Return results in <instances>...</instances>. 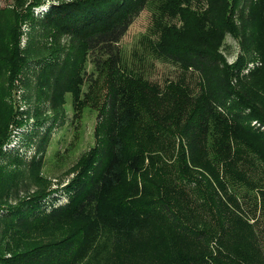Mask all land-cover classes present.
<instances>
[{
  "label": "trees",
  "instance_id": "1",
  "mask_svg": "<svg viewBox=\"0 0 264 264\" xmlns=\"http://www.w3.org/2000/svg\"><path fill=\"white\" fill-rule=\"evenodd\" d=\"M15 2L14 24L36 20L52 41L70 40L62 63L65 71L61 69L56 79L59 97L70 92L82 104L83 85L96 84L95 76L103 74L107 90L97 116L96 144L77 177L66 185L68 202L47 210L41 201L50 191L42 190L19 207L8 205L3 216H14L11 228L20 232L47 229L49 224L58 229L54 238L22 251L0 249V264H78L103 231L113 244L120 241L128 248L129 238L123 240L126 230L151 226L168 233L171 245L164 258L172 264H234L230 252L212 247L215 232L194 226L184 213L185 209L211 212L219 231L227 229L225 213L236 214L234 209L239 208L233 194L237 185L257 192L264 210V131L260 129L264 127V71L254 83L239 81L242 78L210 37L219 29L224 35L226 22L207 27L203 15L192 10L194 2L201 5L204 0L160 3L154 15L160 41L154 44V52L197 77L194 89L185 86L184 77L163 88L128 72L119 46L148 0H64L39 19L32 16L31 3L25 9L24 1ZM255 2L252 13L262 38L264 0ZM178 15L181 27L168 22ZM4 48L0 56L17 54L18 48ZM89 59L94 70L87 76ZM155 106L164 107L161 116ZM253 121L260 125H252ZM252 169L257 170L255 177ZM126 172L135 177L129 189L123 188ZM115 233H121V238ZM143 251V246L137 247L126 256V263L149 260Z\"/></svg>",
  "mask_w": 264,
  "mask_h": 264
},
{
  "label": "rangeland",
  "instance_id": "2",
  "mask_svg": "<svg viewBox=\"0 0 264 264\" xmlns=\"http://www.w3.org/2000/svg\"><path fill=\"white\" fill-rule=\"evenodd\" d=\"M21 1L25 2V9L31 3L30 12L39 19L52 5L64 0ZM34 1L39 3L34 5ZM162 1L148 0L120 41L124 65L128 72L154 86L164 88L184 77L185 86L194 89L196 75L184 73L174 61L154 52V44L160 41L154 15ZM256 3L255 0H204L201 5L194 2L192 6L194 12L203 15L207 27L215 21L216 27L219 21L226 22L228 28L224 35L219 29V34L211 33L210 37L216 40L226 63L242 78L239 81L250 83H254L257 75L264 71V60L261 59L264 58V37H260L258 19L252 13ZM15 4V0H0V10H3L0 14V50L6 46L18 48L17 54L0 56V204L3 206H0V249L4 253L22 251L54 238L58 229L49 227V224L47 229L36 227L20 232L11 228L10 220L14 222V216L10 219L3 216L8 214V205L19 207L42 190L50 191L41 201L47 210L68 202L66 185L77 177L83 159L96 144L97 116L107 90L106 74H103L95 76L99 78L96 84L86 82L83 85L82 104H77L70 92L59 97L55 92L56 79L65 71L62 63L67 58L70 40L64 37L59 42L52 41L36 20L27 19L21 25L14 24L11 10L16 9ZM168 22L182 26L179 15L169 18ZM256 68H259L258 72L250 75ZM93 70V62L89 59L85 65L87 76ZM155 108L159 115L164 110V107ZM254 123L256 127L260 125L257 121L252 125ZM260 129L264 131V127ZM251 171L255 177L257 170ZM125 175L127 184L123 188L129 189L135 177L130 172ZM237 186L235 191L230 189L229 192L234 191L239 208L234 209L236 214L225 213L224 217H229L227 229L219 231L218 221L212 219L211 212L201 214L185 209L184 213L195 223L194 226L215 232L212 247L219 246L230 252L234 264H264V210L260 196L245 186ZM161 230L156 226L126 230L123 240L129 238L131 246L128 248L125 243L120 246V241L113 244V238L109 241V234L103 231L78 264H128L126 256L139 246L144 247L143 253L149 260L137 262L172 264L173 261L164 258L168 253L167 246L171 244L168 233ZM120 234L114 236L121 238ZM7 242L11 246L9 249H6Z\"/></svg>",
  "mask_w": 264,
  "mask_h": 264
}]
</instances>
